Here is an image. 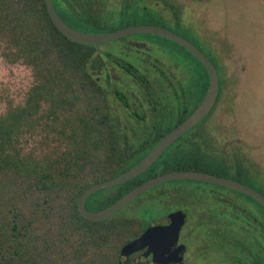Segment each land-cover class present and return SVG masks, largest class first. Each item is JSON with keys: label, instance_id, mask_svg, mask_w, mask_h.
<instances>
[{"label": "trees", "instance_id": "1", "mask_svg": "<svg viewBox=\"0 0 264 264\" xmlns=\"http://www.w3.org/2000/svg\"><path fill=\"white\" fill-rule=\"evenodd\" d=\"M61 1L57 0V9L67 24L105 32L97 29L99 22L90 6L83 7L89 10L83 12L76 0ZM119 15L126 19L128 13L123 9ZM143 36L168 45L155 46L157 50L149 55L153 63L139 53L146 49L142 45H81L68 40L54 26L44 0H0L2 55L8 63L31 67L34 77L25 102L0 116V264H122L127 246L147 227L136 217L117 214L105 221H90L78 209L87 188L140 162L193 112L208 87L206 69L187 50L157 36ZM118 63L127 65L117 72L121 81L108 69ZM166 63L175 71L165 70ZM171 78L188 83L171 87L162 82ZM111 96L121 114L110 102ZM143 101L151 108V125L157 132L127 143L114 129L139 122ZM41 136L47 144H42ZM159 159L141 176L92 194L86 208L104 209L157 176ZM172 170L185 169L177 165ZM239 194V204H232L236 198L229 196L218 200L232 206V220L228 219L225 229L239 228L257 238L248 264H264V209ZM222 235L224 229L217 227L211 238ZM233 238L232 245L201 243L200 255L204 248L214 253L233 248L245 253L237 242L241 235Z\"/></svg>", "mask_w": 264, "mask_h": 264}, {"label": "rangeland", "instance_id": "2", "mask_svg": "<svg viewBox=\"0 0 264 264\" xmlns=\"http://www.w3.org/2000/svg\"><path fill=\"white\" fill-rule=\"evenodd\" d=\"M119 1L110 0L108 6L99 4L93 7V18L99 22L97 29L106 33L130 26L166 28L193 43L214 63L223 86L209 121L199 125L166 150L159 159L161 166L155 172L157 176L165 174V168L171 172L177 165H181L182 169H202V172L240 182L264 193V0H148L149 8L147 7L145 15L127 16L126 19L113 7L118 6ZM87 11L89 10L83 12ZM129 43L142 45L150 51H155L158 43L168 47L164 41L143 35L110 42V45L129 46ZM2 51L3 43L0 40V116L10 108L22 105L34 84L31 67L22 63H8ZM112 75L121 81L117 72ZM98 76L100 77L99 73ZM110 102L121 114L123 110L118 101L111 96ZM197 130L205 135L211 134L214 141L198 142L203 149L201 151L192 149L190 145L181 147ZM147 136L149 135H145ZM41 140L42 144H47L43 136ZM33 145L36 146L37 142ZM175 191L183 193L188 206L204 197L206 203L198 207L215 213H218V206L224 207V203L217 202L212 193L233 199L241 196L236 191L218 185L188 180L172 181L146 191L138 197L137 202L133 200L115 215L136 217L144 227L148 226L155 222L157 214L167 211L163 207L165 205L157 199L158 194ZM242 198L247 202L244 196ZM187 205L178 207L184 208ZM223 209L225 212L232 211L231 207L225 206ZM227 217L230 218L229 214ZM186 227L188 230L184 233L192 232L186 241L188 245L200 244L205 239L232 245L236 242L233 237L246 234L244 230L230 227L224 229V235L220 239H212L211 234L200 226ZM255 243L253 238L247 241L248 246ZM241 247L246 249L245 253L233 248L222 254L218 253L214 260L205 261L201 257L197 258L199 246L196 245L194 262L237 264L236 255H239L243 257V263H247L252 247L248 248L246 244Z\"/></svg>", "mask_w": 264, "mask_h": 264}, {"label": "water", "instance_id": "3", "mask_svg": "<svg viewBox=\"0 0 264 264\" xmlns=\"http://www.w3.org/2000/svg\"><path fill=\"white\" fill-rule=\"evenodd\" d=\"M45 4L48 15L57 30L68 40L76 44L99 45L134 35L157 36L169 40L187 50L206 68L209 74L208 90L200 104L183 122L166 134L150 153L132 168L119 176L107 181L96 183L84 191L79 199L78 209L85 219L96 222L105 221L117 214L146 191L167 182L182 180L218 185L240 192L252 198L264 208V195L240 182L197 170H174L144 181L104 209L98 211L88 210L86 208V201L92 194L104 189L122 185L144 174L172 144L208 115L218 98L219 75L214 63L200 49H198V47L184 37L166 28L159 26H130L115 32L89 33L68 25L58 15L52 0H45ZM178 215V213L172 215V224L168 228L151 227L137 240L127 246L121 258L122 264H180L181 259L179 257L175 255L168 258L166 257L179 236L182 222L178 221ZM145 247L148 248V251L143 256L134 260L129 259L130 255L141 251Z\"/></svg>", "mask_w": 264, "mask_h": 264}, {"label": "flooded vegetation", "instance_id": "4", "mask_svg": "<svg viewBox=\"0 0 264 264\" xmlns=\"http://www.w3.org/2000/svg\"><path fill=\"white\" fill-rule=\"evenodd\" d=\"M52 1H53L54 7H55L58 15L60 16V12L57 9V7H58L57 6V0H52ZM147 1L148 0H120L119 3H118V6H113V7L117 8L119 13L122 12L123 9H125V11L128 13V16H131V14H130L131 12H133V15L135 14V15L143 16V15H145V11H146V9L148 7ZM44 2H45V0H44ZM61 2H64V1H61ZM76 2L80 6V10L81 11L86 10L83 7L90 6L91 10H92L91 13H93V7L99 6V4H104L105 6H108V3H110V0H76ZM86 8H88V7H86ZM75 29H78V28H75ZM78 30H80V29H78ZM81 31H83V30H81ZM84 32H89V31H84ZM89 33H94V32H89ZM134 36H136V35H134ZM125 38H127V37H125ZM119 40H121V39H119ZM111 42H114V41H111ZM108 43H110V42H108ZM103 44H105V43H103ZM129 44H131V43H129ZM99 45H102V44H99ZM139 53H141L142 55H147L146 57L149 58V60H151V62L155 60V59H151L150 58V56L153 55V53H151L149 48L148 49H144V50L142 49V50H140ZM194 65L195 64H192V66H194ZM126 66L127 65H125L124 63H121V64L118 63V64H113V65L110 64L108 66V69L111 70L112 72H118V70L123 69ZM135 67H141V66H135ZM164 69L165 70H170V71H175L174 66L172 64H170V63H166ZM217 71H218V69H217ZM207 74H208V71H207ZM218 75H219V72H218ZM112 76H114V75H112ZM208 77H209V74H208ZM162 82L165 83V85H167V86H171V87L174 86L175 87L177 84H180V83H188V80H179V79L171 78L169 80H162ZM190 82H194V80H191ZM208 86H209V80H208ZM207 90H208V87H207L206 91L204 92L200 102L204 98ZM222 90H223V86L221 85V81H220V78H219V94H218V98H217V101H216L213 109L208 113V115L202 121H200L197 125H195L186 134H188V133L192 132L193 130L197 129L199 127V125H204L205 122L209 121V119L211 118V115L213 114V112H214V110L216 108L217 102L220 99ZM200 102L198 103V105L200 104ZM196 107L194 108V110L196 109ZM150 110H151L150 106H148L145 103V101H143L142 104H141V111L143 113V118L139 122L133 120L132 121V125L130 127L129 126L128 127H125V126L124 127H116L114 130L117 131L120 134H123L124 135V139H125V141L127 143L134 142L137 139L138 140H140V139L144 140L145 135H151L153 132H157L156 128H152V125H151L152 124L151 123L152 119L149 116L150 115ZM186 134H184V136ZM141 137H143V138H141ZM180 140H181V138H180ZM212 140H213V138L211 137V134L207 133L205 135L204 132L201 133V132H199L197 130L194 134H192V136H190L185 141V143H183L181 145V147L182 146L185 147L187 145H190V147L192 149L195 148L196 151H201L203 149L200 148V146L198 145V142L201 143V142L206 141L208 143V142H212ZM196 153L199 154V152H196ZM196 156H197V154H196ZM260 193L264 195V193H262V192H260ZM211 195L216 197V201L217 202H219L218 200H221L222 198L226 197L225 195L217 194V193H212ZM164 198H165V200H163ZM157 199L159 200L160 203L165 205L163 207H166L165 209H167V211L165 213L162 212V214H159V215L157 214L155 222L150 224L149 226H147L144 229V231L142 232L141 235H143L151 227L168 228L172 224L171 223L172 215H175V214L178 213L179 214L178 215V221L182 222V225L180 227L178 239L175 242V244L173 245V247H171V249L167 253L166 257L168 258V257H170L172 255H175V256H177V257H179L181 259V263L180 264H195V262H194V260H195L194 259L195 258V249L194 248H195L196 245L199 246L201 243L200 244L199 243L198 244L194 243V244H190V245L187 244L186 241L191 236L192 232L191 231H187L186 233H184L185 230H188L186 226H190V227L191 226H197L198 227L200 225V223H202L203 224L202 228L205 229L208 232V234L212 235V232L217 227H219L220 229H225L226 223L228 222V218L226 217V215H228L229 212H225V210L223 209V208H225V206L222 207L221 205L218 206V213L211 212V210H209V211L207 210L206 211L203 207L202 208L198 207V206H202V205H204L206 203L204 197H202L200 199H197L195 202H191V206H188L187 205L188 202L185 199V197L183 196V193L177 192V191H175V192H160L158 194V196H157ZM135 200L137 202L138 197ZM192 203H193V205H192ZM234 203L235 204H239L240 203L239 199L236 198L234 202L232 201V204H234ZM178 205H181V206H186L187 205V207L179 208ZM231 208H232V206H231ZM229 220H230V218H229ZM246 235H247L246 236L247 239L246 238L244 239L242 235H241V239H237V242L239 243V245L245 246V244H246V246L249 247L247 245V241L249 239L253 238V239H255L256 243L251 245V247H255V245H257V243H258V239L254 238L253 235L249 231H246ZM213 243H216V242L213 241V240L209 241V239H205V240L202 241V244H205V246H207V247L211 246ZM147 251H148V248L145 247L141 251L130 255L129 259L130 260H134V259H136L138 257H141ZM245 251H246V249H245ZM200 252L201 251L198 250L199 254L197 253V258L201 257L205 261H210L212 259L214 260V258L218 254V253L212 252L208 248L207 249H205V248L203 249V254L202 255H200ZM220 254H222V253H220ZM188 256L190 257V259H189ZM236 257H237L236 258V263L237 264H243V257L239 256V255H236ZM244 264H248V262L247 263L244 262ZM249 264H253V262H251Z\"/></svg>", "mask_w": 264, "mask_h": 264}]
</instances>
